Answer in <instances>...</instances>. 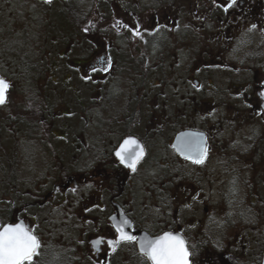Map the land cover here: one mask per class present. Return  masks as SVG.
Masks as SVG:
<instances>
[{
    "label": "flooded vegetation",
    "instance_id": "1",
    "mask_svg": "<svg viewBox=\"0 0 264 264\" xmlns=\"http://www.w3.org/2000/svg\"><path fill=\"white\" fill-rule=\"evenodd\" d=\"M108 2L99 0L103 7L90 14L85 34L76 36L78 56L59 55L62 66L76 70L81 88L80 80L69 76L63 80L67 84L52 82L61 87V98L71 90L82 110L87 108L79 93L87 92L94 114L90 136L73 134L68 144L65 132L56 129L54 138L62 143L49 144L47 166L42 159L34 165L29 149L26 157L19 149L8 151L14 174L7 188L11 204L3 205L5 223L22 222L39 240L30 264H150L138 251V234L155 238L166 232L185 241L189 264H261L264 233L252 226V213L264 219V59L253 43L242 58L248 68L235 64L234 56L241 50L239 33L246 20L264 17V0H121L114 2L115 11ZM251 51L258 57L250 58ZM160 82L193 84L197 91L201 82H217L219 104L201 100L209 112L201 107L202 116L193 121L190 104H172L168 110L155 104ZM114 89L122 94L119 100ZM101 96L103 104L96 100ZM187 100L197 99L187 90L180 101ZM105 102L111 108L109 122L98 123L95 113ZM63 111L57 117L70 116V110ZM16 114L26 120L31 112ZM18 122L11 123L10 135L26 129ZM183 132L199 135L198 145L206 149L203 163H193L188 152L174 147ZM128 139L143 149L135 170L116 156ZM158 141L173 155L167 175L156 178L152 172L160 165L151 151ZM207 166L223 174L199 171ZM256 166L262 169L256 172ZM24 167L30 177L17 181ZM160 181L163 190L155 186ZM56 210L63 221L66 213L72 222L38 221L42 211L47 217ZM113 220L123 221L118 226L134 241L120 240ZM250 243L259 246L257 256L245 254Z\"/></svg>",
    "mask_w": 264,
    "mask_h": 264
},
{
    "label": "rangeland",
    "instance_id": "2",
    "mask_svg": "<svg viewBox=\"0 0 264 264\" xmlns=\"http://www.w3.org/2000/svg\"><path fill=\"white\" fill-rule=\"evenodd\" d=\"M115 1L121 4V0H111V2H108L111 8H114ZM102 7L103 5L99 3V0H53L49 4H46L43 0H0V76L10 82V89L5 95V102L0 104L1 223L7 222L5 220L6 215L4 214L6 208H3V205L11 204L12 201L8 194L4 178L14 174L2 155L3 151H7L8 147L12 150L19 149L21 154H24V157H26V151L29 149L35 156L34 165L39 161L41 164L42 159L41 165L47 166V161L50 160L48 156L50 145L56 148L58 144L60 145L62 143L60 140L54 138V135H59L58 130L65 132L68 138V144L74 139L73 134L78 135L81 133L86 137L90 136L87 128H89L90 118L94 114L92 110H89L91 102L85 97L87 92L84 91L82 95L79 93L87 108L82 110L75 98L72 97L71 90H64L66 97L61 98L58 92V89L61 87L57 89L50 81L53 80L55 82L67 84L68 82H63L67 76H69L70 79L72 78L75 82L80 80L73 66L70 65L66 68L62 66L60 62L63 61L64 58L60 59L59 55L68 53V58L74 55L78 56L76 47H79V42H77L76 36L80 34L79 32L85 34L88 30L90 14L92 12L95 13L96 10L99 11ZM115 9L116 7L114 11ZM243 20L242 18V21ZM110 25H112V23ZM260 26H264V17L261 15L247 19L245 25L241 27L239 33V47L241 50L238 55L234 56L235 64L242 63L244 67L248 68L249 63L243 61L242 58H246L247 52L253 47V44L259 47L258 50L261 54L260 56H262L261 59H264V29ZM113 28L116 30L115 27ZM72 39H74V44H70ZM83 42L84 41H81V46H83ZM82 52L84 54L86 53L85 51ZM244 53L246 55H243ZM252 54L256 58L259 55L256 51H251L250 58ZM260 66L262 65H256V67ZM120 83V85H124L125 82ZM207 84L208 82H201L202 89L197 91L193 84L183 87L181 82H168L165 85L164 82H160V86L154 88L155 104L158 107L163 105L164 110L170 109L172 104L173 107H179L182 104H190V109L187 110L188 116L194 117L193 121L198 120L197 117L202 116L201 107L205 109L204 111L209 112L208 108L200 102L201 100H206L208 102V100L212 99L215 105L219 104L216 102V91L219 89V84L217 82H210L209 84H212L211 86H207ZM79 87L81 88V80ZM75 88L77 89L78 87ZM145 88L148 89V87ZM187 90L190 92L192 99H197L196 101H180V97ZM159 91L161 94H159ZM112 92L113 96L119 100L122 94L116 91V89L112 90ZM60 94H62L61 91ZM41 96L47 98L45 107L42 108L44 110L41 111L43 113L35 116L32 114L33 112H31L26 120H21L20 116L16 113L30 112L32 102H35V100ZM28 98L30 100H28ZM96 100L99 102L102 101L103 104L104 99L102 96L99 98L96 97ZM116 103L120 102L118 101ZM48 107L49 109L46 111ZM64 108L70 110V116L66 114L57 117L59 111L65 112L63 111ZM110 109L107 102H105L101 109L97 110L98 112L95 113V117L98 116L95 118L96 121H98V123L102 120H104L102 122H109L107 119ZM117 109L118 107L113 110L115 111ZM212 110L217 111L218 108L215 107L212 108ZM198 111L201 113L200 116H196ZM54 116L56 117L54 118ZM18 121H21L23 123L22 127L26 129H23L17 135H10L12 132L11 123ZM25 122L27 124H25ZM83 128L85 130H83ZM38 135L40 139L37 137ZM6 136H9V140ZM153 148L154 149L151 151L152 158L156 160L160 166L155 167L152 174L155 175L156 178L166 176L173 153L169 146L166 143L164 144L163 141H158L157 145ZM67 153H71V151H67ZM46 156L48 157L46 158ZM201 168L208 171L209 175H213V177L223 174L221 168L218 167H200L199 171L202 170ZM25 169L24 167L23 172ZM195 169L198 168H193V170ZM261 169L262 168L259 166L255 168L256 172H259L258 170ZM18 177L19 178H15L17 181H20V178L28 180L30 175L29 172H24L21 176L18 175ZM156 184L159 185L158 190H163L162 185L164 183H162V181L155 183V186ZM140 187L145 189L146 184H141ZM61 217V212L58 210L48 214L47 217L44 211H42L38 214L37 219L39 222H51L56 225L66 221L68 223L72 222L69 220L68 214L66 213H64L66 221H63ZM252 218L254 221V225L252 226H255L257 229L259 228V233L262 235V233H264V219L259 218L255 212L252 213ZM249 248L250 250H246L245 252L246 255L254 257L259 254V246L257 244H251ZM252 257L251 259H253Z\"/></svg>",
    "mask_w": 264,
    "mask_h": 264
},
{
    "label": "snow or ice",
    "instance_id": "3",
    "mask_svg": "<svg viewBox=\"0 0 264 264\" xmlns=\"http://www.w3.org/2000/svg\"><path fill=\"white\" fill-rule=\"evenodd\" d=\"M46 2L50 3L51 0H46ZM225 11H227V8H225ZM7 87V82L0 78V104L5 102ZM131 145H135L136 148L133 149ZM187 147L189 153L186 158H191L193 163L197 164L204 162L205 148L200 145H193L191 141L188 142ZM142 154L143 149L132 139L125 140L116 152V156L121 163H125L133 170H135ZM124 223L127 224V221H124ZM116 231L122 241L132 242L135 239L132 235L124 232L120 226L116 227ZM109 245H114V242L109 241ZM39 247L40 242L37 237L22 225L6 226L0 231V264H30L32 258L38 254ZM141 250L152 261V264H189L188 257L190 254L185 241L171 233L166 232L154 240L142 243Z\"/></svg>",
    "mask_w": 264,
    "mask_h": 264
},
{
    "label": "water",
    "instance_id": "4",
    "mask_svg": "<svg viewBox=\"0 0 264 264\" xmlns=\"http://www.w3.org/2000/svg\"><path fill=\"white\" fill-rule=\"evenodd\" d=\"M1 78V77H0ZM7 82V81H6ZM8 84V82H7ZM8 89V87H7ZM6 89V91H7ZM5 91V93H6ZM263 109H264V105H263ZM199 135H197V133H193V132H183V133H179L176 138H175V141H174V147L177 149L178 152H180L181 154H184L185 152H188L189 153V149L187 147V144L189 141L192 142L193 145H198V137ZM194 153V152H193ZM126 220V219H125ZM127 221V220H126ZM114 224L115 225H121L123 223V221L121 222L120 220H113ZM19 225H22L23 226V223L22 222H19L18 223ZM17 224V225H18ZM129 224V223H128ZM9 225H12V224H4L0 231H2L4 229V227L6 226H9ZM12 226H15V225H12ZM168 233V232H167ZM164 235V233L162 234ZM160 235V236H162ZM159 237V236H158ZM157 237L155 238H150L148 235H144L143 233L138 234V251L139 253L143 254L150 262V264H152V261L145 255V253L141 250V244L142 243H145L147 241H151V240H154L156 239ZM188 261H189V257H188ZM261 264H264V250H263V256H262V260H261Z\"/></svg>",
    "mask_w": 264,
    "mask_h": 264
},
{
    "label": "trees",
    "instance_id": "5",
    "mask_svg": "<svg viewBox=\"0 0 264 264\" xmlns=\"http://www.w3.org/2000/svg\"><path fill=\"white\" fill-rule=\"evenodd\" d=\"M50 82H55V81H50ZM42 95H45V94H42ZM46 96V95H45ZM45 96H41L40 98H37L36 100H35V102H32V108H31V110H30V112H33V113H37V112H40V111H43L44 109H42V108H44L45 107V102H47V98L45 97ZM28 100H30L29 98H28ZM47 109H49V107L48 108H46V111H47ZM34 115V114H33ZM12 121H13V119H12ZM7 138H8V140H9V136H6ZM7 151H10V148L8 147V149H7ZM7 151H3V156H4V159L7 161L8 160V158L10 157L9 156V153H8V155H7ZM5 175H7L6 173H4ZM5 180H4V182H5V185L7 186V188L9 187V185H10V183H12V177H10L9 175L6 177V178H4Z\"/></svg>",
    "mask_w": 264,
    "mask_h": 264
}]
</instances>
